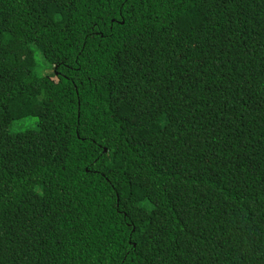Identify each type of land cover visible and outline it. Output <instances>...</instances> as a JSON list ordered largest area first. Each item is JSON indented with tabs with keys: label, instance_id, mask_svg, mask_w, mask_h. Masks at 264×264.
<instances>
[{
	"label": "trees",
	"instance_id": "trees-1",
	"mask_svg": "<svg viewBox=\"0 0 264 264\" xmlns=\"http://www.w3.org/2000/svg\"><path fill=\"white\" fill-rule=\"evenodd\" d=\"M0 264H264V0H0Z\"/></svg>",
	"mask_w": 264,
	"mask_h": 264
},
{
	"label": "rangeland",
	"instance_id": "rangeland-1",
	"mask_svg": "<svg viewBox=\"0 0 264 264\" xmlns=\"http://www.w3.org/2000/svg\"><path fill=\"white\" fill-rule=\"evenodd\" d=\"M32 119H34V118H31V119H28V120H32ZM35 120V119H34ZM140 195L142 196V193H140Z\"/></svg>",
	"mask_w": 264,
	"mask_h": 264
}]
</instances>
